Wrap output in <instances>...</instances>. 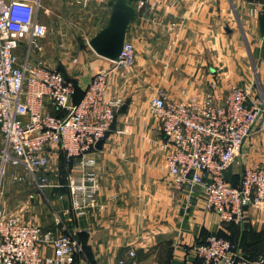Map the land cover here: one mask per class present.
Returning a JSON list of instances; mask_svg holds the SVG:
<instances>
[{
    "label": "crops",
    "instance_id": "crops-1",
    "mask_svg": "<svg viewBox=\"0 0 264 264\" xmlns=\"http://www.w3.org/2000/svg\"><path fill=\"white\" fill-rule=\"evenodd\" d=\"M149 3L135 12L125 36L134 48L130 68L117 69L85 48L75 65L64 69L80 92L95 74L106 72L107 96L123 101L106 141L91 154L98 182L95 206L79 216L69 204L68 231L84 233L76 262L202 264L192 247L213 234L229 239L245 257L264 258V202L247 208L239 224L221 225L216 214L204 210L202 187L175 190L161 121L150 111L159 90L168 101L183 103L213 85L218 93L243 89L251 100L262 96L263 115L228 176L237 183L243 169L263 166L264 0L257 5L247 0Z\"/></svg>",
    "mask_w": 264,
    "mask_h": 264
},
{
    "label": "built area",
    "instance_id": "built-area-1",
    "mask_svg": "<svg viewBox=\"0 0 264 264\" xmlns=\"http://www.w3.org/2000/svg\"><path fill=\"white\" fill-rule=\"evenodd\" d=\"M114 1L70 3L83 8L111 7ZM128 1L135 12L153 5L149 0ZM259 1L247 0L251 5ZM41 12L50 14L42 0H0V184L4 168L10 165L22 169L40 192L53 188L47 173L59 151L69 171L70 209L82 216L95 206L98 189L91 154L97 143L106 141L123 101L107 96V74L99 72L75 102L76 85L71 79L41 61L33 62V52L41 51L38 43L48 34L39 20ZM133 62L134 48L125 41L112 63L126 69ZM212 89L185 103L168 101L159 90L150 111L161 121L168 149L166 165L175 190L186 185L202 187L204 210L216 214L221 225L239 224L247 208H258L264 202V165L243 169L236 185L227 179L260 117V102L251 100L243 89L226 93H218L216 85ZM12 179L19 182L23 177ZM192 251L202 264H264L262 257L246 259L227 239L215 234ZM81 254L75 233L56 235L23 223L7 213L0 200V264H88L76 262Z\"/></svg>",
    "mask_w": 264,
    "mask_h": 264
},
{
    "label": "rangeland",
    "instance_id": "rangeland-1",
    "mask_svg": "<svg viewBox=\"0 0 264 264\" xmlns=\"http://www.w3.org/2000/svg\"><path fill=\"white\" fill-rule=\"evenodd\" d=\"M42 7L50 11L47 16L42 12L39 14V20L47 26L48 34L38 43L41 51L33 52L32 60L41 61L49 69L64 75V69L75 65L73 61L78 52L89 48V40L107 25L110 7L95 4L83 8L72 5L70 0H42ZM18 52L22 54V49ZM259 102L263 104L262 96ZM260 114L263 115L262 112ZM1 150L0 140V157ZM14 175L22 176L23 180L14 181ZM47 177L54 189L40 192L20 168L6 166L1 177V205L8 214L23 223L35 224L43 231L63 235L68 231L70 212L67 177L61 171L59 151L48 168Z\"/></svg>",
    "mask_w": 264,
    "mask_h": 264
},
{
    "label": "water",
    "instance_id": "water-1",
    "mask_svg": "<svg viewBox=\"0 0 264 264\" xmlns=\"http://www.w3.org/2000/svg\"><path fill=\"white\" fill-rule=\"evenodd\" d=\"M134 17L135 10L127 0H115L111 6L107 25L89 40V48L97 56L110 62H116ZM102 144V142L97 143L96 149H101Z\"/></svg>",
    "mask_w": 264,
    "mask_h": 264
},
{
    "label": "trees",
    "instance_id": "trees-1",
    "mask_svg": "<svg viewBox=\"0 0 264 264\" xmlns=\"http://www.w3.org/2000/svg\"><path fill=\"white\" fill-rule=\"evenodd\" d=\"M127 2H128V4H129V1L127 0ZM63 75V74H62ZM65 78H67V79H69L65 74L63 75ZM81 96H82V92H80L78 89H77V87H76V94H75V97H74V101L75 102H77L80 98H81ZM58 114V113H57ZM60 165H61V171H62V173L64 174V176L65 177H67L68 176V173H69V171H68V167H67V164H66V160H65V157H64V155L60 152ZM227 179L230 181V179H229V176H228V174H227ZM239 180V179H238ZM66 181H67V179H66ZM233 185H236L237 183H234V181L233 180H231L230 181ZM51 189H54V188H51ZM66 190H67V194H68V189L66 188ZM69 196V195H68ZM232 223H230V224H226V225H231ZM71 233L70 231H67L65 234H67V233ZM82 235H84V233H77V234H75V237H76V239L78 240V242H79V244H81V237H82ZM218 237H221L220 235H217ZM222 238H224V237H222ZM224 239H226V238H224ZM205 240V239H204ZM232 245H233V243L229 240V239H227ZM204 241H202V242H200V243H198V244H202ZM234 247V246H233ZM244 256V255H243ZM245 257V256H244ZM246 259H249V260H252V259H255V258H248V257H245Z\"/></svg>",
    "mask_w": 264,
    "mask_h": 264
}]
</instances>
